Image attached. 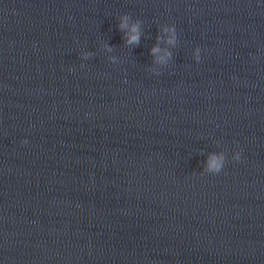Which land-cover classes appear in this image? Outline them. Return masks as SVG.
Returning <instances> with one entry per match:
<instances>
[{"label": "water", "instance_id": "obj_1", "mask_svg": "<svg viewBox=\"0 0 264 264\" xmlns=\"http://www.w3.org/2000/svg\"><path fill=\"white\" fill-rule=\"evenodd\" d=\"M0 262L264 264V2L0 0Z\"/></svg>", "mask_w": 264, "mask_h": 264}, {"label": "clouds", "instance_id": "obj_2", "mask_svg": "<svg viewBox=\"0 0 264 264\" xmlns=\"http://www.w3.org/2000/svg\"><path fill=\"white\" fill-rule=\"evenodd\" d=\"M264 2V0H262ZM140 21H133L130 16L122 15L119 20V27L124 30L125 42L128 44H135L140 39ZM159 31L162 35H158L157 40H164L165 47H161L159 42L150 49V54L153 57V65L150 66V71L153 74L158 75L161 68L169 64L172 57L171 48L175 47L177 44V32L176 28L172 24H161L159 26ZM110 50V48H109ZM91 55L88 51L81 52L82 60H86ZM192 57L197 62L200 60V48L196 47L192 51ZM83 66V65H82ZM22 143H28L27 138H25ZM219 142H217V145ZM231 158L235 161L241 159V152L239 150H234ZM226 160V153L223 150H213L207 152L205 159L203 161V172L207 173H220L224 168ZM2 264V262H0Z\"/></svg>", "mask_w": 264, "mask_h": 264}]
</instances>
